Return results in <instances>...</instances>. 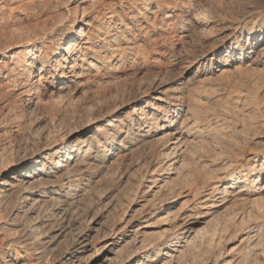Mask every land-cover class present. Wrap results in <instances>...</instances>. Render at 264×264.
Returning <instances> with one entry per match:
<instances>
[{
  "label": "bare ground",
  "instance_id": "obj_1",
  "mask_svg": "<svg viewBox=\"0 0 264 264\" xmlns=\"http://www.w3.org/2000/svg\"><path fill=\"white\" fill-rule=\"evenodd\" d=\"M197 3L0 0V264H264V0Z\"/></svg>",
  "mask_w": 264,
  "mask_h": 264
},
{
  "label": "rangeland",
  "instance_id": "obj_2",
  "mask_svg": "<svg viewBox=\"0 0 264 264\" xmlns=\"http://www.w3.org/2000/svg\"><path fill=\"white\" fill-rule=\"evenodd\" d=\"M88 1L91 2L92 0H88ZM96 1L99 2L100 0H96ZM108 1H112V2L114 1L115 3L117 2V0H108ZM250 1L251 0H247V1L246 0H198V3H197L198 4V8L197 9H199V10H209L210 12H215V10H217L219 7H221L220 9L221 10L223 9L222 12L225 13L226 15H228L229 13L238 10L240 7L243 8V7L248 6V4L250 3ZM88 5H89L88 2L82 5L83 9L84 8L86 9V12H88L87 11L88 10V7H89ZM211 7H213V8H211ZM81 12L82 11H80V13H79V16L80 17L82 15ZM86 12H85V14H86ZM29 18L30 17H28L27 19H24L22 24L25 25V26H28V25H32V23L34 24V23L38 22V20L39 21L41 20V18H39V17L36 18L37 19L36 21L34 20L35 17H31L33 19H29ZM246 39H247V37L245 36V38L243 39L244 42H246ZM199 43L200 42H198V40H196V38H194L193 43L191 42V44L193 45V48L198 47L199 46ZM189 44H190V42H189ZM191 44H190L191 47L189 46V48H192V45ZM180 67H181V65H179V66H177L175 68V71L177 73L180 72Z\"/></svg>",
  "mask_w": 264,
  "mask_h": 264
}]
</instances>
